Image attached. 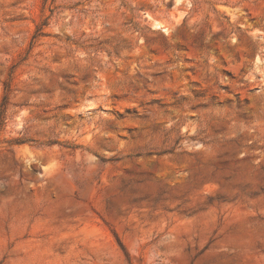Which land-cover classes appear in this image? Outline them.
I'll return each mask as SVG.
<instances>
[{
  "label": "rangeland",
  "instance_id": "obj_1",
  "mask_svg": "<svg viewBox=\"0 0 264 264\" xmlns=\"http://www.w3.org/2000/svg\"><path fill=\"white\" fill-rule=\"evenodd\" d=\"M0 264H264V0H0Z\"/></svg>",
  "mask_w": 264,
  "mask_h": 264
}]
</instances>
